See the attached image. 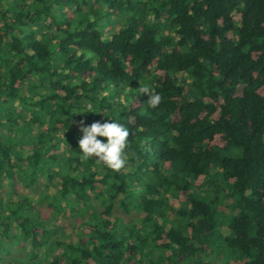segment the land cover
Wrapping results in <instances>:
<instances>
[{
	"label": "trees",
	"instance_id": "obj_1",
	"mask_svg": "<svg viewBox=\"0 0 264 264\" xmlns=\"http://www.w3.org/2000/svg\"><path fill=\"white\" fill-rule=\"evenodd\" d=\"M109 118L116 171L78 147ZM221 249L264 264V0H0V264Z\"/></svg>",
	"mask_w": 264,
	"mask_h": 264
},
{
	"label": "clouds",
	"instance_id": "obj_2",
	"mask_svg": "<svg viewBox=\"0 0 264 264\" xmlns=\"http://www.w3.org/2000/svg\"><path fill=\"white\" fill-rule=\"evenodd\" d=\"M136 94L146 95V103L149 108H156L162 100L159 93L153 92L147 86L139 85L136 88ZM83 112H91L85 110ZM80 131L82 133L78 140V147L82 158L87 160L95 157L104 165L114 171L120 170L125 164L127 153L125 149L129 146V129L124 124L116 120L108 119L103 122L95 121L90 125L83 126L80 122ZM97 137H104L100 140Z\"/></svg>",
	"mask_w": 264,
	"mask_h": 264
},
{
	"label": "rangeland",
	"instance_id": "obj_3",
	"mask_svg": "<svg viewBox=\"0 0 264 264\" xmlns=\"http://www.w3.org/2000/svg\"><path fill=\"white\" fill-rule=\"evenodd\" d=\"M21 186L19 183H17L16 185V190L17 191H21ZM26 192H28V190H26ZM119 215L123 218V219H128V216H124L123 214L119 213ZM220 254L219 256H217V258L214 259L216 264H233V260H231L228 257V254L226 251H223V249L219 250ZM14 254L18 255L19 251L17 249H14Z\"/></svg>",
	"mask_w": 264,
	"mask_h": 264
}]
</instances>
